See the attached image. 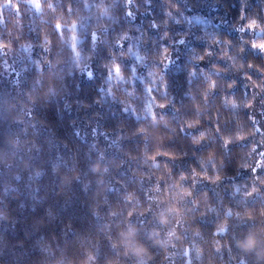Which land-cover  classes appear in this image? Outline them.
Instances as JSON below:
<instances>
[{
    "label": "trees",
    "instance_id": "trees-1",
    "mask_svg": "<svg viewBox=\"0 0 264 264\" xmlns=\"http://www.w3.org/2000/svg\"><path fill=\"white\" fill-rule=\"evenodd\" d=\"M0 45V264H264V0H0Z\"/></svg>",
    "mask_w": 264,
    "mask_h": 264
},
{
    "label": "rangeland",
    "instance_id": "rangeland-1",
    "mask_svg": "<svg viewBox=\"0 0 264 264\" xmlns=\"http://www.w3.org/2000/svg\"><path fill=\"white\" fill-rule=\"evenodd\" d=\"M34 5L37 6V2H34ZM2 67L3 72L5 74L6 80L11 86L12 90L15 93H18V83H19V75L21 74L20 66L18 65L17 58L12 53L4 50L2 51ZM90 75V70H86V76ZM257 163L253 171H258V169H261L260 166H262V163H264V155H261V153L257 152ZM252 172V170H251ZM253 173V172H252Z\"/></svg>",
    "mask_w": 264,
    "mask_h": 264
},
{
    "label": "clouds",
    "instance_id": "clouds-1",
    "mask_svg": "<svg viewBox=\"0 0 264 264\" xmlns=\"http://www.w3.org/2000/svg\"><path fill=\"white\" fill-rule=\"evenodd\" d=\"M238 244L241 248H243L246 251L251 250L252 248H254L256 246L255 243L248 238H245L242 241H238Z\"/></svg>",
    "mask_w": 264,
    "mask_h": 264
},
{
    "label": "snow or ice",
    "instance_id": "snow-or-ice-1",
    "mask_svg": "<svg viewBox=\"0 0 264 264\" xmlns=\"http://www.w3.org/2000/svg\"><path fill=\"white\" fill-rule=\"evenodd\" d=\"M255 24H256V21H255V20H251V21H249V25H250V26L255 25ZM0 46H4V47H6V45H0ZM248 106L251 107L250 104H249ZM230 142H231V141H229V143H230ZM261 155H264V153H261ZM262 167H264V163H262ZM240 264H244V261L241 260V261H240Z\"/></svg>",
    "mask_w": 264,
    "mask_h": 264
}]
</instances>
